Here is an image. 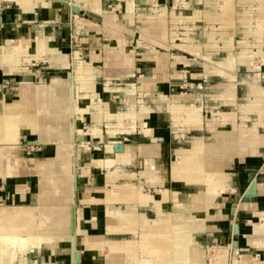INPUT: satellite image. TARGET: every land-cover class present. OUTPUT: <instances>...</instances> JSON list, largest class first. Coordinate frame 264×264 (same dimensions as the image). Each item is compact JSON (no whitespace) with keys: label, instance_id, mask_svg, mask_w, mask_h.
<instances>
[{"label":"crops","instance_id":"1","mask_svg":"<svg viewBox=\"0 0 264 264\" xmlns=\"http://www.w3.org/2000/svg\"><path fill=\"white\" fill-rule=\"evenodd\" d=\"M66 1L69 2L70 6L77 5L79 11L77 13L70 11L69 8H66L62 4V0H34L32 7L19 6L12 1H2V4L0 5V39L2 38L4 40L3 44L5 49H9L10 47L8 44L9 38L14 40V42L26 45L28 47V52L30 53L29 58L31 61L30 63L28 62L27 64L18 66V69H15L11 73H9L4 66H0V80L2 81L3 78H7V75L9 74L13 75L12 83L15 84L12 87H14V94L9 99L10 101L19 99L22 85L27 83L35 88L52 89L53 94H55L56 97H66L70 93L71 83L74 82L78 84L77 80L68 74L69 68L63 67L61 62L62 59H52V53L45 49L37 54L36 48L39 42L45 41L46 46L49 49H53L54 51L60 50L63 52V55L70 52L69 63L72 71H75V68L71 62L73 61V56L76 55L75 53L78 52L79 57L83 61L92 62L91 69L93 77L86 82L93 81V83L91 84V87H84L83 84L85 82L79 81L78 94L80 98L89 100L91 109L78 117L76 122L80 124L84 130L86 124L83 125L82 121L86 118L85 114L88 113L91 115L93 126L94 124L101 122L100 126L102 124L105 128L103 117H99V111L97 109L103 107L107 112H112L113 110H117L119 106L116 109H113L110 107L108 101H104L98 96V91L96 90L97 79H104L103 84L105 86L113 85L114 81L118 82L119 79H125L131 74L135 75V73L143 71L144 68L146 69L148 64H151L153 65V69H150L151 71L149 73H145L143 76V82L141 79L142 86L145 85L144 82H148L151 86V75H154L153 77L157 78L158 73L162 74L165 72L164 67L167 66V63H165L167 55L156 51V48L153 45L156 46L159 44H156L152 39L142 37L139 34L140 32H144L149 25H162V23L151 18L157 8H165L166 11L169 12L170 9H168L167 4H172L170 15L168 16V18H171V13L180 0H130L132 3V9L127 8L126 6L128 0ZM223 1V3L218 5L220 12L213 11V13L208 9L204 10V14L208 19L222 21L221 28L223 31L219 32L222 36L223 34H230L231 36L236 33L234 31V26L236 25L235 18H239L247 25L245 31H250L251 25L256 24L257 17L252 16L251 22H249L247 15L248 11H262L264 14V0ZM173 4H175V6H173ZM244 4L248 6L244 11L237 12L235 10V6L239 7ZM229 5H231L233 13L230 18H228V14L231 11ZM227 8H229L228 11L226 10ZM201 13H203V11H201ZM180 14L186 18L184 22L187 23L188 20L191 21L197 18L200 12L194 10L189 14L186 13V15L183 13ZM168 21L173 24L171 19ZM228 21L229 23H227ZM190 29L189 26V30ZM243 32L237 33L242 39L239 50L235 54H232L230 49L227 56L216 59L235 60L237 68L235 71V80H231L227 76L218 74L216 71H223L225 68L217 64L216 60L213 59L212 54L206 52V47L217 46L218 39L214 41L215 44L210 45V39H212L211 35L214 39H216L218 35L215 29L211 31L206 30V34H208L207 36L209 37L204 40L203 44L192 43L189 38H186L185 46H176L178 43L174 42L173 37L169 36V40L175 45L172 48L178 47L185 49V47L188 46L187 44L201 46L202 54L210 57L205 71L216 73L226 79V82H219L218 86L210 87L214 89L218 88V91L210 89L205 93L207 97L204 98L206 101L216 100L220 104V108H224L216 110L217 108L210 106L214 108L212 114L218 111V115L220 113V116H224L223 112H227L231 109L235 110L234 116H229L224 120L221 117L217 128H231L235 130L239 128V124L242 121V106L247 104L250 99L247 82L249 79H245L246 75L243 76V74L249 72L250 75H247L246 78L255 77L260 86H264V34L263 37L254 35L256 40L253 42L250 41V44H252L253 47V49H250L245 45V40L241 34ZM230 38L229 48L232 46V36ZM141 46L146 49L144 52L136 50ZM31 47L33 48L30 49ZM152 49H155V51H152ZM125 56L127 59H130L131 57V62L125 61ZM168 56L173 57L174 54L169 53ZM242 56H245L246 59H251L253 62H246ZM183 57L184 56L182 55H176V59L178 60ZM174 67L177 69L175 64ZM50 70H53L54 74L51 73L53 75H46ZM146 74L151 75L147 78ZM105 79L109 80L108 84H106ZM1 81L0 84L2 83ZM157 84L161 88L162 86H165L162 82L156 83L155 86H157ZM170 85L174 86L172 83H170ZM184 85L182 84V86ZM3 86L4 84H2L0 88ZM175 86L180 87L181 85L177 84ZM146 88L150 90L148 86H146ZM243 89L244 91H242ZM229 92L235 93L234 104L224 100L223 95ZM162 95L163 94H159V96H161L159 99L164 100V96ZM188 97L193 100L191 96H187L182 99L183 102L178 100L177 105L179 106L183 103L190 104L195 101V99L193 101L189 100L190 98ZM170 99L174 100L175 97ZM4 100L9 101L6 100V98H4ZM197 103L202 104L198 101ZM165 104V111L168 113L166 101ZM159 107L160 106H157L156 109ZM201 109L203 110L202 107ZM45 115L48 116L50 114L46 111L40 114L33 111L32 114L28 113L26 115L28 121L27 126L24 124L18 125L16 130V140L10 146L11 161L10 166L8 167V172L5 173L2 169L0 170V180L3 183L0 187V202H2L3 206L28 209V212L34 211L37 208H43L45 212L49 213L47 214L49 218L60 213L64 216L67 225L63 226V229H58V231L60 233H69V210L73 203L74 192V180L72 181L70 174H72V169L75 168V175L78 177L82 175L87 176L92 172L91 168L94 169L95 166L93 164H88L87 161L84 162L85 165L83 166L76 165V161L80 158L79 153H81V148L79 147L87 145V141L84 140V135L88 133L84 131L83 139L81 140L78 139L77 134L74 137L76 145L73 148L75 154L73 157L71 155L72 147L70 142L68 144L67 142H56L51 139L49 132H47L48 129L45 127L47 126ZM249 115L251 119L255 118L253 113H250ZM169 116L171 126L174 129L173 132L178 137L182 136L186 131H201L202 129H205L201 128V130H197L192 124L174 121L171 119L170 114ZM259 127L261 131L264 130V123H262V125L259 124ZM104 128H101L103 132L106 129ZM154 128H156V130L163 129L157 124H150L147 128H144L145 130L139 131L142 136L149 138L150 141L147 143H139L136 146H131L122 142L125 147L135 148L133 162L118 163L107 166L108 171L105 180L101 182L103 186L98 180L91 177L92 179L87 181L89 185L86 186L85 190L81 192L78 191V203H76L73 212L75 232L77 233L80 230L84 232L98 231L107 242L102 246L95 248H83L80 242L76 239V248L80 252V264H114L116 262H122L116 259L114 252L111 250L114 247V243L121 241L131 243L132 240H137L139 235V237H141L142 234L147 237V233H154L156 235H161V237L164 236L162 229H150L155 224V216L153 214L154 208L152 207L153 202L139 204L135 199L122 195L121 191L123 189L131 191L133 188H140L147 196H155L160 192L172 190L175 199H171V211L176 214L186 213L188 209L193 210L196 208H202L200 203H196L194 200L187 202L186 200L188 195H193L194 192L203 190V186L200 190H194V187L197 184H191L188 182L179 183L178 180L173 177L172 172H174L173 166L178 160L177 157H180L184 151L190 149L194 140L201 137L205 139V137L203 135L192 136L190 139L184 141L182 145L172 148L173 155L171 157V162L165 167L162 162L159 161V156L163 151L157 142L159 134L163 133H155ZM213 131V128H207V133H209L207 135L212 138L210 140L215 139L214 135L216 134L214 133L215 131ZM89 135L92 138H95L94 133L91 132ZM1 142L2 141H0V145ZM97 142L98 140L95 139L92 143L89 142L87 146L90 148L95 147L96 149V147H98ZM48 145L51 146V152L44 155V157H37L36 155L26 157L20 153V151L26 147L41 148L47 147ZM104 145L105 150L102 156L106 157L110 152H108L107 144L104 143ZM263 154L264 143L256 145L251 144L245 148L240 147L236 153V157L224 158L222 167L223 171L221 173L222 189L213 196L215 206H210L208 208H211L210 210H212V214L215 215V217L214 219L208 220V225H211V228L208 231L204 230L205 232L203 235L199 236V238H216V234H221L228 241L231 222L229 216L231 203L235 201L236 194L240 195L246 190L250 183L247 177L248 170L254 169L256 194L248 200H237L239 206L234 219L239 227L237 246L232 244L229 245L228 243L225 245H218L215 241L210 244L205 243L208 246H218V248H224L226 246L228 249L231 247H234L235 249L239 247V249L257 250V252L252 253L251 255H243L245 258L243 261H236L238 264H264V246H258L255 245V243L249 244L247 241L248 239H264ZM138 157L140 158L139 163L136 161ZM125 164H131L133 168L131 170H126L124 168ZM136 165L139 168L137 171H135L136 168H134ZM140 176L145 178L146 184H152L155 187L153 193L145 191V184L139 179ZM43 179L47 180L49 183L45 197L41 195V183ZM167 180H169L168 184L166 183ZM5 186L6 190L4 191ZM157 186H160V189ZM183 187H186V189ZM29 193L33 198H29ZM41 196L43 198H41ZM179 200L181 201V204H179ZM147 208L152 212V215H148L146 211ZM114 209L123 211L124 213L135 212V214L139 215V229L132 227L115 229L114 227L109 226L108 222L110 221V214L108 212L113 211ZM142 218H144V221H142ZM47 222L49 224L44 226L43 230L46 233H49L52 230V224L49 221ZM146 246L147 244L145 243L144 247ZM43 247L48 250V255L44 258L38 254ZM30 252H35V254L30 256L28 255ZM15 261L16 264H70V253L62 248L61 251H57L53 254L43 245L42 242L37 240L34 247H27L25 252H18L17 250L14 255V261L10 264H14ZM123 262L129 263L130 261L123 260Z\"/></svg>","mask_w":264,"mask_h":264},{"label":"bare ground","instance_id":"2","mask_svg":"<svg viewBox=\"0 0 264 264\" xmlns=\"http://www.w3.org/2000/svg\"><path fill=\"white\" fill-rule=\"evenodd\" d=\"M2 1H12L19 6L26 7H32L34 4V0H0V5L2 4ZM129 1L130 0L126 3V6L127 8L132 9V3ZM173 6H175V4H173ZM229 6L231 11L228 14V18L233 14L232 7L231 5ZM226 10L228 11L229 8ZM247 15L249 22H251L252 16L257 17L256 24L251 25V30L241 33L245 40L246 47L253 49L252 44H250L251 37L249 38V36L257 35L263 37L264 14L262 11H248ZM168 16L169 13L165 8H157L151 18L162 23L164 26L149 25L146 30L140 32L139 35L152 39L156 44L171 49L175 45L169 40V36L173 37L175 36L174 33L178 34L176 29H174V26L176 28L181 18V14L175 9H173L171 13V21H173L171 35H169L170 32L167 31V25H165ZM227 23H229V21ZM168 29H170V26ZM187 29H189V27ZM211 38H213L212 35ZM8 44L10 45L9 49H5L4 44L0 39V66H4L7 71L11 73L15 69H18V66L27 64L28 62L30 63L31 59L29 58L30 53L28 52V47L23 43L14 42V40L9 38ZM187 45L188 46H186L185 49L188 52L200 57V59L205 62L204 69L206 70V65L209 62L210 57L202 54L201 46L192 44ZM36 49L37 54L44 49L49 50L52 53V59H62L61 62L63 67L69 68L68 74L71 77H74L78 84L79 81H83L85 82L83 84L84 87H91L93 81L86 82L91 78L87 80L81 78L84 77L82 70L84 66H91L92 62L83 61L79 57L78 52L75 53L76 55L73 56V61L71 62L75 67V71H72L69 63L70 52L63 55V52L60 50L54 51L53 49H49L47 48L45 41L39 42ZM242 57L246 62H253L251 59H246L245 56ZM131 60V57L130 59H127L125 56V61L131 62ZM216 62L218 65L225 68L223 71H216L218 74H222L231 80H235V71L237 70L235 60H216ZM151 77L152 85L150 86L148 82H144L145 85L142 86V89L146 91L145 93L143 92L144 94L149 90L146 86L153 89L158 82V79L154 78L153 75H151ZM7 81V78H3L0 86L2 84L5 85ZM257 81L258 80L255 77H251L247 81L250 99L247 104H242V121L237 130L231 128H217L216 124L219 125L218 121L211 124L210 128H213L215 131L213 132L216 134L214 135L215 139L208 141L201 137L202 139L199 138L194 140L191 148L184 151L180 157H177L178 160L174 163V172H172V174L179 183L188 182L203 186V190L194 192L193 195H188L186 200L187 202L194 200L196 203H200L202 206L201 209H188L186 213L179 214L172 213L171 199H175L172 190L160 192L155 196H147L140 188H133L131 191L123 189L121 191L122 195L135 199L139 204L153 202L152 207L154 208L153 214L155 216V224L150 229H162L164 236L161 237V235L147 233V237L143 234L141 237H139V235L138 239L132 240L131 243H127L126 241L114 243V247L111 250L114 252L116 259L122 261L114 264L227 263L229 249L226 248V246L224 248H218V246L215 245L208 246L205 243H201L198 237L211 228V225H208V220L214 219L215 217V215L212 214V210H210L211 208H208L210 206H215L213 196L222 189L221 173L223 171L222 167L224 158L236 157V153L240 147L245 148L251 144L256 145L264 143V136H262L264 135V130L261 131L259 127V124L262 125V123H264V86H260ZM78 84L74 82L71 83L70 93L66 97H56V95L53 94L52 89L35 88L29 83L22 85L18 100L5 101L4 97L0 95V141H2L0 145V170L2 169L5 173L8 172V167L10 166L11 161L10 146L16 140L17 127L21 124L27 126L28 121L26 115L28 113L32 114L33 111L38 114L46 111L50 114L48 116L45 115V122L47 123V126L45 127L48 129L47 132H49V136L56 142H67L68 144L70 142L72 147L71 155L74 157L75 154L73 148L76 145L74 137L76 134L77 137L83 136L84 134V130L81 125L76 122V119L91 109L89 100L85 102L82 100V104L79 105L82 98H80L78 94ZM117 92L118 94L121 93L120 91ZM223 97L224 100L234 104V92L224 94ZM200 106L201 104H198L197 101H193L190 104L183 103L180 107H170L168 113L174 121L192 124L197 130H201L202 121L200 116ZM97 110L99 111V117H103L106 129L103 132L100 127L101 122H98V124H94L92 133H94L95 139H102L103 142L107 144L108 152L112 154H109L106 157H103L101 154H95L94 157L90 158V163L97 169H100V167L104 165L111 166L118 163L133 162L135 148L124 146L121 142L122 134L131 132L135 129L134 126H136V129L139 131L145 130V127L147 128L152 124L150 119L151 116H154L156 113H154L155 110H147L144 106L140 105V102L138 106L133 102H127L125 105L119 106L116 112H107L103 107ZM234 111L235 110L231 109L227 112H223L224 116H220V113L218 115V111H216L212 114V119L215 120L219 116L220 119L222 117L224 120L229 116H234ZM250 113H253L255 118L251 119L249 115ZM126 120H129L132 123L131 128L128 127L129 129L125 128L126 125L124 126ZM78 139L80 138L78 137ZM90 149L95 151L99 148L96 147L95 149V147H91ZM74 173L75 168L72 169V174H70L72 181L75 177ZM48 187V181L43 179L41 183V195L43 197H45ZM73 191L72 205L75 204L74 187ZM244 192L245 191L239 196H243ZM42 196L41 198H43ZM179 204H181V201ZM238 206L239 204L236 203L233 216L230 219L232 223L235 222L234 219ZM108 213L110 214V221L108 222L109 226H112L115 229H122L123 227L139 229L140 217L135 214V212L124 213L123 211L114 209ZM47 214L49 213L45 212L43 208H37L34 211L28 212V209L3 206L2 202H0V264H10L14 261V255L17 250L18 252L23 253L27 247H34L37 240L42 242L43 245L53 254L57 251H61L62 248L70 253V240L73 236L75 239L73 256H75V250H77L76 239L80 242L83 248H95L107 243L102 234L98 231L84 232L80 230L76 233L74 227L73 230H71V208L69 210V233H60L58 231V229H63V226L67 225L64 216L59 213L49 218ZM47 221L52 224V230L49 233H46L43 230V227L49 224ZM142 221H144V218H142ZM229 230L233 233V224ZM247 241L249 244L255 243V245L258 246H264L263 238L253 240L248 239ZM145 243L147 244L146 247H144ZM228 244L237 246L232 240H228ZM210 251H213L212 255H210ZM123 260H128L130 262L124 263Z\"/></svg>","mask_w":264,"mask_h":264},{"label":"rangeland","instance_id":"3","mask_svg":"<svg viewBox=\"0 0 264 264\" xmlns=\"http://www.w3.org/2000/svg\"><path fill=\"white\" fill-rule=\"evenodd\" d=\"M223 0H180L178 2V4L175 7V10L179 13H183L186 15V13H190L193 12L194 10H198L200 12V14L198 15L197 18L193 19V20H188L187 23H184V20H186V18L181 14V18L179 23L177 24L176 28L174 26V29H176V33H174L175 36H173V41L178 43L176 46L178 45H186L185 44V39L189 38L190 41L192 43H197V44H203L204 40L207 39L208 34H206V30L207 31H211L213 29H215V31H217L218 35L216 37V39L212 38L210 39V45L215 44L214 41H216L218 39L217 42V46L215 47H206L207 51L210 54H212L213 59H219V58H224L225 56H227V54L229 53V50L232 54H235L238 50H239V46L242 42V39L240 37L239 32H243L245 31V29L247 28V25L244 24L243 21H241L239 18H235L236 20V25L234 26V31L236 33H234L232 36V46L231 48H229L228 46L230 45V34H223L220 35L219 32L223 31L221 28L222 25V21L220 20H214V19H208L207 16L204 14V10L208 9L211 12H216L219 11V6L220 3H223ZM218 6V7H217ZM168 9H170L171 11V7L172 4H167ZM246 7H248L246 4H244L243 6H239L236 7L235 6V10L237 12H242L246 9ZM170 11L168 12L170 15ZM201 11H203V13H201ZM213 12V13H214ZM220 12V11H219ZM193 18V17H192ZM171 18L169 17L167 19V31H169V35L172 34V23H170L168 20H170ZM214 24V25H213ZM166 25V23H165ZM160 26V25H159ZM164 26L163 24L160 26L162 27ZM170 26V29H168ZM190 26V30L187 29ZM211 26V27H210ZM187 29V30H186ZM171 37V36H170ZM251 37V38H250ZM250 40L253 42L255 41V36H249ZM4 40L1 38V42H3ZM156 48V51H159L160 53H165L167 55V60L165 63H167V66L164 67L165 72L164 73H158L157 74V79L159 80L158 82H162L164 83L165 86L159 87V85L157 84V86H155L153 89L148 90V92L146 94H144L146 91H144V89H142V82H143V76L145 75V73H149L151 70L153 69L151 64H148V67L143 71L137 72L135 73V75L131 74L129 77L125 78V79H119L118 82L114 81L113 85H108L105 86L104 83V79H97L96 81V90L98 91V96L104 100V101H108L110 104V107L113 109H116L118 106H123L125 105V103H130L133 102L134 104H136L137 106L140 105L144 106L147 110H155L154 116H151L150 120L152 121V124H157L158 126H160L163 129H157L154 128V132L155 133H163V134H159L158 136V140L157 142L159 143L160 147L162 148V154L159 156V161L162 162L163 166L167 167L168 164L171 162V157L173 155V151L172 148L177 147L179 145H182V143L188 139H190L192 136H197V135H203L205 137V139L210 140L212 139L211 137H209V133H207V128L210 127L211 124H214L215 122L219 120L220 117L218 116L215 120H213L212 118V110L214 108L210 107V106H214L215 108H217L216 110H221L224 109L223 107L220 108V104L218 103V101L216 100H211V101H206L204 98L207 97V95L205 94L208 90L212 89V90H217L218 88H210L213 86H218L219 82H226L225 78H222L221 76H219L216 73H210V72H206L204 69V61L200 59V57L192 55L190 52L186 51L185 49L182 48H167L165 46H159V45H153ZM181 47V46H179ZM33 47H31L30 49H32ZM71 49V48H70ZM204 49V48H203ZM139 52H144L146 49L144 47H138L136 49ZM152 51H155V49ZM158 52V54H159ZM77 53V52H76ZM169 53H173L174 56L173 57H169ZM176 55H182L184 56L183 58H181L180 60L176 59ZM172 62V63H171ZM174 64L176 65L177 69L174 67ZM92 66V65H91ZM91 66H84L83 70V74L84 77H82L81 79H90L91 77H93V72L91 69ZM32 67H37V66H32ZM151 67V68H149ZM75 68V67H74ZM49 70V69H48ZM51 71V72H50ZM48 72V74L46 75H50L51 73L54 74L53 70H50ZM51 74V75H53ZM1 75V74H0ZM147 78L150 76L148 74H146ZM244 75H250V73L248 72L247 74H243ZM154 76V75H153ZM245 79H249L246 78ZM122 77V76H120ZM8 81L7 83L0 88V95L3 96L4 98H6V100H9L13 94H14V84L12 83V78L13 75H7ZM71 78V77H70ZM142 79V82H141ZM173 79V80H172ZM229 80V79H228ZM1 81V80H0ZM113 81V80H112ZM106 84H108L109 80L105 79ZM157 82V83H158ZM184 82V83H183ZM193 82V83H192ZM170 83H172L174 86L170 85ZM181 83V84H180ZM181 85L182 84L184 86H180L177 87L175 85ZM107 88V89H106ZM117 91H120L121 94ZM178 91V93H177ZM244 91V89L242 90ZM144 92V93H143ZM3 93V94H2ZM159 94H163L162 96H164V100L159 99L161 96H159ZM123 96V97H122ZM187 96H191L192 99L198 102H201L202 106H200V115H201V121H202V129L201 131H186L182 134V136L178 137L174 134V129L171 126V120H170V116L169 114L165 111V101L167 102V109L169 110L170 107H180V105H177L178 100L180 102H183L182 99H184ZM175 97V99H170ZM244 97V96H243ZM190 98V97H188ZM200 99V100H197ZM82 100L88 101V99H81V103H79V105L82 104ZM141 100V101H140ZM159 100V102H158ZM191 100V98L189 99ZM191 100V101H193ZM199 104V103H198ZM149 105V106H147ZM154 106V107H152ZM157 106H160L158 109ZM201 107L203 108V110L201 109ZM118 110V109H117ZM112 112H116V110H113ZM85 117L82 121V124L85 125L84 131L87 132L88 134L84 135V140L87 141V145L89 144V142L92 143V141L95 140V138H92L89 134L92 132L93 129V121L91 119V115L86 113ZM153 117V118H152ZM210 118V119H209ZM126 124L124 123L125 128H131V121L126 120L125 121ZM205 123V124H204ZM208 126H204V125ZM218 126V124H216V127ZM90 127V128H89ZM101 128H104V126L101 124L100 126ZM128 128V129H129ZM134 131H131L130 133L127 134H122L123 139L121 140V142L126 143L128 145L131 146H136L139 143H147L149 142V138L142 136L139 133V130L136 129V126H134ZM91 129V130H90ZM105 129V128H104ZM211 130V129H210ZM153 131V129H152ZM212 131V130H211ZM93 139V140H92ZM98 147L99 149H97L96 151H92L90 149V147H88L87 145L81 146L79 148H81V153L80 154V158L76 161V165L80 166V165H85L84 162H88L89 163V159L91 157H94L95 154L96 155H102L104 154V142L103 140H99L98 139ZM49 152H51V146H47V147H26L24 149H22L20 151L21 155L29 157V156H33L36 155L37 157H44V155L48 154ZM159 153V152H157ZM112 154V153H110ZM158 155V154H157ZM136 161L139 163L140 158L138 157V159H136ZM124 168L126 170L128 169H132L133 166L131 164H125ZM134 168H136L135 171L139 170L138 166H134ZM92 172H90V175L87 176H77V184H78V191H84L86 186L89 185L87 183L88 180H91L93 178H95L96 180L99 181V183H101L103 180H105L106 177V173L108 171V167L107 166H101L100 169H97L96 167L91 168ZM98 174V175H97ZM30 176V175H29ZM139 179L145 184L144 185V189L146 192L149 193H153L155 190V187L151 184H146L145 178L140 176ZM32 181V180H30ZM169 180L166 181V183L168 184ZM165 183V184H166ZM102 184V183H101ZM100 184V185H101ZM3 185L2 181L0 180V187ZM99 185V186H100ZM103 186V184H102ZM160 189V186H157ZM194 187V186H192ZM184 189H186V187H183ZM202 188L201 185H196L194 187V190H200ZM6 190V186L4 188V191ZM30 190V189H29ZM3 192V191H2ZM31 193V192H30ZM29 193V198H33L32 195ZM239 200V198H238ZM29 203V202H26ZM238 203V201L236 202ZM75 205L74 209H75ZM149 206V205H147ZM149 208V207H148ZM146 209L148 215H152V212L149 209ZM231 208V206H230ZM230 211V210H229ZM229 233H231V231L229 230ZM220 235V236H219ZM216 238H202V237H198L199 241H201V243H206V244H210L213 243L215 241L216 244L218 245H225L228 243V241L226 240V238H224L221 234H216L215 236ZM238 242V235L234 236V241ZM232 243V242H231ZM257 252V250H250V249H239V247H237L236 249L234 247L229 248L228 250V258H227V263L226 264H234L236 263V261H243V259L245 258V255H251L252 253ZM35 254V252H30L28 255L33 256ZM43 258L46 257L48 255V250L45 249L44 247L39 251V253ZM213 254V251H210V255ZM244 255V256H243ZM14 264H16V261L14 262Z\"/></svg>","mask_w":264,"mask_h":264},{"label":"water","instance_id":"4","mask_svg":"<svg viewBox=\"0 0 264 264\" xmlns=\"http://www.w3.org/2000/svg\"><path fill=\"white\" fill-rule=\"evenodd\" d=\"M62 4L66 7L69 8L70 11L77 13L79 11L78 6H70L69 2H67L66 0H62ZM75 63V62H74ZM80 139H83V136H78ZM264 158V154L262 156ZM248 180L250 182L248 188L245 190V192L243 193V196H239V194H236L235 197V201L231 203V208H230V219L233 216L234 213V207L236 205V201L238 200V198H240V200H248L250 199V197L254 196L256 194V182L254 180V169H249L248 170ZM74 188H75V204L78 203V184H77V175H75L74 177ZM71 210H72V218H71V230H73L74 227V206H71ZM233 224V233H229L228 234V240H232L234 241V236H237L239 233V228H238V224L237 222H230V228L232 227ZM73 235V234H72ZM234 243H236L237 245V241L235 240ZM70 264H80L81 260H80V252L78 250H75L76 254L75 256H73V251L75 249V239L72 236L71 240H70Z\"/></svg>","mask_w":264,"mask_h":264}]
</instances>
